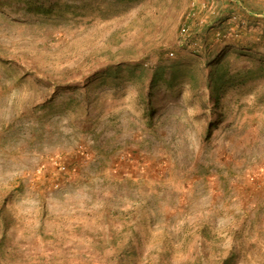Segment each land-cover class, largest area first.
Listing matches in <instances>:
<instances>
[{"label":"rangeland","instance_id":"1","mask_svg":"<svg viewBox=\"0 0 264 264\" xmlns=\"http://www.w3.org/2000/svg\"><path fill=\"white\" fill-rule=\"evenodd\" d=\"M226 5L0 0V264H264L262 9L180 40Z\"/></svg>","mask_w":264,"mask_h":264},{"label":"trees","instance_id":"2","mask_svg":"<svg viewBox=\"0 0 264 264\" xmlns=\"http://www.w3.org/2000/svg\"><path fill=\"white\" fill-rule=\"evenodd\" d=\"M227 5L225 8H221V7H214L211 12L212 15H209V21L206 23L202 20L200 14L202 12V10L200 9L198 12H196V9L198 7H191V11L188 14L187 19L185 20V22L183 23V25L185 24L187 27H189L190 29H188L186 31V34L181 36V41L183 42V44L189 45V46H197L198 51L203 52V55L209 54V51L207 50V47H210V43H213V41L219 40L220 38L224 37L225 35H240L242 34V30L243 28H246L245 25V21H242L243 24L241 22H235L236 24L234 26H236L233 29V26H229L226 25V21L230 20L231 18V13L233 15V17H235L237 14L235 13V11L238 9L237 7H239V9H242V13H247L248 17L250 15H258V13L254 10L249 9V4L250 6H254V9L256 8H261L262 9V14L264 15V1L263 0H252V3H250L249 0H225ZM210 8H212V6H209ZM196 12V13H195ZM230 16V17H229ZM194 17V18H193ZM247 17V19H248ZM193 18V20H192ZM196 20L195 23H193ZM245 20V19H244ZM192 21V22H191ZM216 22L219 24L217 30H215L214 37L210 38V32L212 29L215 28ZM222 26H224V28L222 29ZM203 29H205L204 35L202 37L197 36L196 34H198L197 31H202ZM247 29V28H246ZM183 32V31H182ZM195 34V37H192V35ZM209 34V35H208ZM226 37V36H225ZM181 42V44H182ZM183 46V45H182ZM238 46H241L239 44H232L230 46V50H233L234 53L240 55L239 51L240 49H244L243 47L238 48ZM236 48V49H235ZM208 51V52H207ZM223 52V51H222ZM227 51H225L226 53ZM223 53V54H225ZM201 54V53H200ZM216 54V55H214ZM211 54V56L207 59L206 58V62L207 65H209L210 67V71L208 72V74H206L205 80H206V85L207 87H209L211 89V91H216L219 87V83L222 81L223 79V73H222V67L224 66V63L227 62V60L225 59H220L221 56L223 54L219 53H214ZM176 67V66H173ZM251 70V69H250ZM165 71V67H158L153 71V75L150 79V81L148 82V90L150 91V93L153 95L154 93H158L159 90L157 89L158 83H157V78L158 75L161 76L162 78V74ZM187 71L181 73L180 75L182 76L183 74H185ZM239 73L236 74L237 76H243L248 74L249 69H240L238 71ZM130 74H132V72H130ZM243 78V77H241ZM174 80H176V78H173ZM216 94V93H215ZM218 95H216L217 97ZM151 107H153V105H150ZM153 111H150V113L152 114Z\"/></svg>","mask_w":264,"mask_h":264},{"label":"built area","instance_id":"3","mask_svg":"<svg viewBox=\"0 0 264 264\" xmlns=\"http://www.w3.org/2000/svg\"><path fill=\"white\" fill-rule=\"evenodd\" d=\"M188 30V27L186 25L183 26L182 31L186 32Z\"/></svg>","mask_w":264,"mask_h":264}]
</instances>
